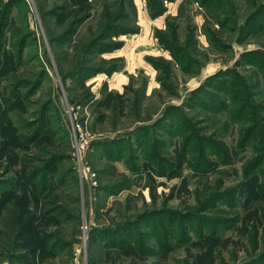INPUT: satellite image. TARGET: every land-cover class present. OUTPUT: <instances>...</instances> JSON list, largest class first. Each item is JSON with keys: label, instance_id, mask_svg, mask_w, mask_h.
Returning <instances> with one entry per match:
<instances>
[{"label": "rangeland", "instance_id": "1", "mask_svg": "<svg viewBox=\"0 0 264 264\" xmlns=\"http://www.w3.org/2000/svg\"><path fill=\"white\" fill-rule=\"evenodd\" d=\"M0 264H264V0H1Z\"/></svg>", "mask_w": 264, "mask_h": 264}, {"label": "built area", "instance_id": "2", "mask_svg": "<svg viewBox=\"0 0 264 264\" xmlns=\"http://www.w3.org/2000/svg\"><path fill=\"white\" fill-rule=\"evenodd\" d=\"M74 107L71 106L70 104L66 102H64V107H63V111H64V115L67 116L70 120V122H72L73 124V129L75 130V132H78L77 134V139H76V147H75V151L78 154V157L80 159V154H81V150L84 149L86 147V144H83L84 141V137L86 138V136L82 135V132L80 130V126L77 125L75 122L76 120V113L74 111Z\"/></svg>", "mask_w": 264, "mask_h": 264}, {"label": "crops", "instance_id": "3", "mask_svg": "<svg viewBox=\"0 0 264 264\" xmlns=\"http://www.w3.org/2000/svg\"><path fill=\"white\" fill-rule=\"evenodd\" d=\"M155 23H156V22H154V21L152 22V21H151V22H150V24H149V25H150V27H152V26L156 25Z\"/></svg>", "mask_w": 264, "mask_h": 264}, {"label": "trees", "instance_id": "4", "mask_svg": "<svg viewBox=\"0 0 264 264\" xmlns=\"http://www.w3.org/2000/svg\"><path fill=\"white\" fill-rule=\"evenodd\" d=\"M1 1V0H0ZM18 1H20V0H18ZM15 2V1H14ZM11 3V2H10ZM10 3H8V4H10ZM8 13V12H7ZM7 15V14H6ZM1 25H3V21H2V24ZM72 106V105H71Z\"/></svg>", "mask_w": 264, "mask_h": 264}]
</instances>
